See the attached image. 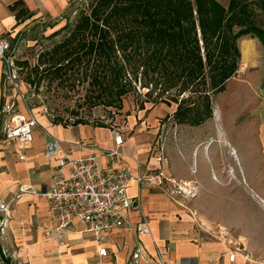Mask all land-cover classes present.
<instances>
[{
  "label": "crops",
  "instance_id": "crops-1",
  "mask_svg": "<svg viewBox=\"0 0 264 264\" xmlns=\"http://www.w3.org/2000/svg\"><path fill=\"white\" fill-rule=\"evenodd\" d=\"M15 1L19 0H0V37L14 36L29 19L53 20L74 0H21L30 16L19 23L8 9ZM259 44L250 36L240 39L237 47L241 66L249 69L254 65ZM5 100L6 62L0 58V111L3 113H6ZM253 108L250 115H258L259 110ZM126 131L123 144L116 149L113 131L108 128L63 126L40 117L31 142L18 144L15 139L4 137L0 140V248L13 264H146L131 258L137 243L144 246L146 254L153 253L154 247L159 248L164 252L166 264H243L241 257H236L233 263L222 257L225 248L216 238L219 228L228 229L239 239L254 260H264V222L250 227L215 216L201 203L205 189L197 179L182 176L186 186L191 187V181L194 182L193 206L189 205L191 202L172 197L170 165L167 159L153 153L152 136L141 125H130ZM257 136L254 156L258 169L254 176L242 180L249 179L259 209L264 211V122L259 125ZM52 139L59 140L63 151L74 158L94 154L102 167L127 168L144 179H152L132 180L129 184V196L136 200V205L127 212L129 228L113 230L99 241L77 222L56 229L49 218L47 200L41 196L57 174L56 162H50L45 154V144ZM230 147L233 156L235 148ZM201 149L202 146L196 154ZM114 150L121 156L111 159L107 153ZM248 157L250 154L246 152L247 160ZM229 171L227 168L225 175L215 176L216 182L232 177ZM146 225L150 234L137 238L135 232ZM102 247L107 250L106 257L98 256Z\"/></svg>",
  "mask_w": 264,
  "mask_h": 264
},
{
  "label": "rangeland",
  "instance_id": "rangeland-1",
  "mask_svg": "<svg viewBox=\"0 0 264 264\" xmlns=\"http://www.w3.org/2000/svg\"><path fill=\"white\" fill-rule=\"evenodd\" d=\"M92 1L74 0L53 20L29 19L14 36L5 38L13 47L6 54V113L0 111L1 141L5 126L11 127L16 115L32 117L36 122L37 118L43 117L50 123L63 126L104 125L111 131L123 132H127L130 125H141L152 136L153 153L168 160L170 176L175 184L185 188L182 176L203 182L205 194L200 200L205 209L237 224L250 227L252 224H262L264 211L259 209L254 198L251 182L249 179L242 180L254 176L255 169H258L254 153L258 144L259 125L264 122L262 46H257V59L251 68L241 66L239 59L238 70L226 82L225 91L210 94L212 117L200 126L178 124L172 117L180 100L190 95L180 96L177 104L172 102L170 106L155 103L159 92L153 90L147 93L150 86L148 89L141 88V69L138 70L137 82L133 83L132 91L122 97L121 109L91 106L89 101L92 102V95L86 79L92 69L90 64L82 63L73 72L67 71L56 79L40 76L31 72V69L38 72L44 69L45 66L40 64V54L50 51L66 36L64 31L57 36L53 34L66 23L72 24L77 13L87 9ZM219 1L226 6L228 4V0ZM249 1L255 10V23L264 29V0ZM240 39L237 41L238 46ZM30 80L33 83H29ZM173 94L174 90H171L164 97L170 99ZM191 97L194 99L195 96ZM141 105L144 110H140ZM252 107L259 110L258 115H250ZM75 113L77 116L73 115ZM200 146L203 150L196 154ZM230 146L235 148V157L230 155ZM246 152L250 154L248 160ZM227 168L232 172V177L216 182L214 177L225 175ZM191 187H194L193 181ZM173 191L172 185V197L194 205V194L190 196ZM259 263L264 264V260Z\"/></svg>",
  "mask_w": 264,
  "mask_h": 264
},
{
  "label": "trees",
  "instance_id": "trees-1",
  "mask_svg": "<svg viewBox=\"0 0 264 264\" xmlns=\"http://www.w3.org/2000/svg\"><path fill=\"white\" fill-rule=\"evenodd\" d=\"M8 9L18 23L30 16L21 0ZM254 16L249 0H229L226 7L216 0H93L72 24L53 34L66 32L59 44L40 54L44 69L31 72L56 79L90 64V105L121 109L141 69V88L159 92L155 103L170 106L190 95L172 117L178 124L200 126L212 117L210 94L224 92L238 70L237 41L250 36L264 49V29ZM171 90L173 96L164 97ZM0 264H13L1 248Z\"/></svg>",
  "mask_w": 264,
  "mask_h": 264
},
{
  "label": "built area",
  "instance_id": "built-area-1",
  "mask_svg": "<svg viewBox=\"0 0 264 264\" xmlns=\"http://www.w3.org/2000/svg\"><path fill=\"white\" fill-rule=\"evenodd\" d=\"M10 50V42L0 38V58L6 61V54ZM13 125L5 126L3 137L6 140L15 139L18 144L29 143L33 139V130L37 127L34 118L16 115ZM114 145L116 149L124 142V132L114 130ZM62 143L52 139L45 144V154L49 161L56 162V172L41 196L47 200L50 221L55 223L56 229L66 228L77 222L84 231L91 233L99 241L113 230L130 227L127 212L136 205V200L128 194L129 184L132 180L137 182L151 181L138 174L131 173L127 168L115 169L111 166L102 167L96 155L72 157L64 152ZM82 147V145H77ZM111 159L120 157L117 150L107 153ZM23 159V157H21ZM162 174H159L161 177ZM173 185V193H185L192 196L194 187ZM176 185V186H175ZM136 237L149 235L146 225L142 230L135 232ZM218 241L224 246L223 258L233 263L236 257H241L243 264H260L246 251L241 241L234 237L226 228H219L216 234ZM107 250L102 247L98 250L99 257H106ZM164 252L154 247L151 254L145 253L143 245L137 243L132 254V260L143 261L146 264H166L163 259ZM212 262L208 264H217Z\"/></svg>",
  "mask_w": 264,
  "mask_h": 264
},
{
  "label": "bare ground",
  "instance_id": "bare-ground-1",
  "mask_svg": "<svg viewBox=\"0 0 264 264\" xmlns=\"http://www.w3.org/2000/svg\"><path fill=\"white\" fill-rule=\"evenodd\" d=\"M232 155H233V157L235 156V152L234 151H232Z\"/></svg>",
  "mask_w": 264,
  "mask_h": 264
}]
</instances>
